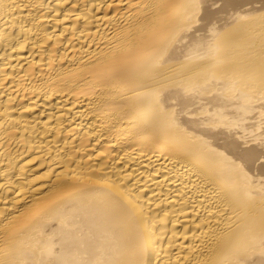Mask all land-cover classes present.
Returning <instances> with one entry per match:
<instances>
[{
	"label": "bare ground",
	"instance_id": "1",
	"mask_svg": "<svg viewBox=\"0 0 264 264\" xmlns=\"http://www.w3.org/2000/svg\"><path fill=\"white\" fill-rule=\"evenodd\" d=\"M0 264H264V0H0Z\"/></svg>",
	"mask_w": 264,
	"mask_h": 264
}]
</instances>
